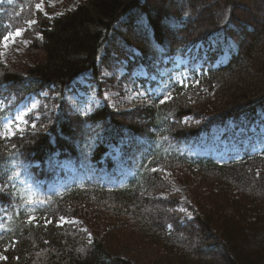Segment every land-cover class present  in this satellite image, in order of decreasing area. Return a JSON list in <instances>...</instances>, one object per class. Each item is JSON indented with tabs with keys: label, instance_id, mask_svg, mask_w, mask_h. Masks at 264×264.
I'll list each match as a JSON object with an SVG mask.
<instances>
[{
	"label": "trees",
	"instance_id": "trees-1",
	"mask_svg": "<svg viewBox=\"0 0 264 264\" xmlns=\"http://www.w3.org/2000/svg\"><path fill=\"white\" fill-rule=\"evenodd\" d=\"M40 1H0V45L37 21L24 53L0 63V120L12 115L1 104L44 102L0 138V264H138L127 244L155 250L141 264H264V137L249 132L264 125V0ZM197 47L201 71L150 105L81 115L66 99L78 80L123 63L155 73ZM232 124L251 142L220 160L213 139ZM166 174L193 186L191 203L162 197ZM86 215L91 236L58 225Z\"/></svg>",
	"mask_w": 264,
	"mask_h": 264
},
{
	"label": "rangeland",
	"instance_id": "rangeland-1",
	"mask_svg": "<svg viewBox=\"0 0 264 264\" xmlns=\"http://www.w3.org/2000/svg\"><path fill=\"white\" fill-rule=\"evenodd\" d=\"M1 1V0H0ZM43 11L46 10V4L50 7H54L59 4L60 1H49L41 0ZM37 10V9H36ZM39 11V10H38ZM64 12L60 10V13ZM59 14V13H58ZM32 20V19H30ZM27 28H30L27 24ZM26 28V30H27ZM25 30V31H26ZM20 37H16L15 43L9 40L8 47L5 48L3 43L0 45V63L7 64L10 61L14 60L17 55L23 54L25 49L29 46L30 42L24 38V33ZM203 59L199 56V47L194 50L189 51L188 55L185 58H176L175 65L173 67L165 66L169 64V59L164 61V66L156 68L155 73H149L145 67H138L133 71L126 69L127 64L123 63L121 66H118L114 73H104L101 79L98 82L92 83L87 79L78 80L69 90V94L66 99L72 109L81 115L90 114L94 109L109 104L112 108L117 110H131L139 105H150L156 98L164 96L168 90V85L171 82H177L179 84H185L189 82V72L191 70L200 71L202 68ZM189 66H192L190 69ZM182 68H185L182 70ZM180 71H183V74H180ZM145 81V82H143ZM45 97V96H44ZM44 105L42 99L36 97H29L25 99L23 103L19 105L12 106L11 104H1V110H8L10 107L11 111H8V114H12L9 117H6L0 120V131H3V126L5 124H12V130L16 134L21 133L17 131L16 125H19L26 130L29 117L33 114H36L40 108ZM47 108V106H45ZM18 116H23L27 123H21L18 119ZM258 124L257 122L254 123ZM258 126V125H256ZM251 129V132L262 134L264 136V125L255 130V127ZM23 131V132H24ZM237 129L234 131L235 134L230 140L229 137H223L222 131L217 132L218 135H215L213 143L217 145V149L221 148V151L214 149V156L220 160H227V156L231 152L238 151L236 146L238 136L241 137L240 140H243V134H245L244 129ZM15 136V135H14ZM13 136H9L11 138ZM5 139L3 137H0ZM249 142L247 140L246 144ZM238 149V150H237ZM253 152H260L263 149V146L259 143H255L252 148ZM59 168H63L65 173L75 174L76 167L71 163H62L59 164ZM168 181L171 183L172 190L163 194L162 197H169L173 194H179L180 199L184 202L191 203V188L190 184L182 183L176 177L170 174H166ZM71 178V177H69ZM76 179V178H71ZM65 221L71 222H62L60 219L58 221L59 226L72 225L83 232H86L88 236H91V232L95 230L93 225V219L91 220L87 215L78 216V217H64ZM102 229V226L99 227ZM87 230V231H85ZM155 250L150 247H137L136 245L127 244L121 249V254L123 257L132 260L135 263L141 264L148 260ZM6 254L0 252V263L5 261Z\"/></svg>",
	"mask_w": 264,
	"mask_h": 264
},
{
	"label": "snow or ice",
	"instance_id": "snow-or-ice-1",
	"mask_svg": "<svg viewBox=\"0 0 264 264\" xmlns=\"http://www.w3.org/2000/svg\"><path fill=\"white\" fill-rule=\"evenodd\" d=\"M35 7H36L37 10L43 11L42 4L41 3H37L35 5ZM45 15H47V13H45ZM36 23H37V21H35V20H28L27 21V24L29 25V27H31L32 25H34ZM25 30L26 29L17 28L15 30V32H9L7 35H4L2 37L3 46L5 48H7L8 47V44H9V40H11L13 43H15L16 37L22 36L23 35V32ZM0 55H2V53H0ZM168 98L170 99L171 97L169 96ZM16 119H18L21 123H25V124L27 123V121L24 119L23 116H18ZM12 127L13 126L10 123L9 124H5L3 126L4 130L3 131H0V137H3L5 139H8L9 136L16 135V132L12 130ZM32 127L35 128L36 125L33 124ZM16 128H17V131H19V132H23L24 131V129L22 127H20L19 125H16ZM178 211L185 213L188 216V218L191 219L190 214L187 213V210L185 208H180V209H178ZM34 220H35V217L33 216V217H30V219H29L28 222L31 224ZM60 220L62 222H71V221H65L64 217H60ZM47 222L48 223H51V221H47ZM169 227L171 228L172 226L169 225ZM85 231H87V230H85Z\"/></svg>",
	"mask_w": 264,
	"mask_h": 264
}]
</instances>
